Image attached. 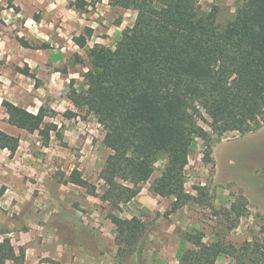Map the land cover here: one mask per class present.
<instances>
[{
  "label": "rangeland",
  "instance_id": "374dc122",
  "mask_svg": "<svg viewBox=\"0 0 264 264\" xmlns=\"http://www.w3.org/2000/svg\"><path fill=\"white\" fill-rule=\"evenodd\" d=\"M71 1L0 0V129L20 137L16 153L0 148V241L10 236L17 252H25L19 262L8 264H179L181 248L190 246L183 243L186 231H203L207 242L226 239L237 245L258 234L264 225V126L246 134L226 133L212 146V160L204 141L197 140L185 168V187L198 195L196 187L204 186L208 199L202 203L190 201L171 211L174 197L150 190L165 167L164 158L130 202L118 209L101 199L105 184L99 174L111 150L98 116L78 109L69 98L71 87L87 86L83 74L96 69L73 37L92 27L88 46L114 49L123 30L134 24L136 11L109 0H84L81 10ZM242 2L201 0L200 12L216 7L217 22L225 28ZM26 68L32 76L23 72ZM4 99L48 111L46 121L57 128L47 145L39 132L8 122ZM74 168L97 185L98 195L65 182ZM238 197L245 200L248 214L223 216ZM110 212L137 215L147 223L142 253H119ZM215 264L235 260L223 254Z\"/></svg>",
  "mask_w": 264,
  "mask_h": 264
},
{
  "label": "trees",
  "instance_id": "16d2710c",
  "mask_svg": "<svg viewBox=\"0 0 264 264\" xmlns=\"http://www.w3.org/2000/svg\"><path fill=\"white\" fill-rule=\"evenodd\" d=\"M200 1L109 0L112 6L136 11L134 24L123 30L115 48L89 47L92 27L73 37L96 69L83 74L87 86L71 87L69 98L78 109L95 113L106 131L104 144L111 152L99 174L105 184L100 197L118 209L140 194L162 158L165 167L150 190L174 197L171 211L190 201L204 202V186L196 187L198 195L185 187V168L197 140L204 141L212 160V146L226 133L246 134L264 126V0H243L225 28L217 22V8L202 14ZM86 4L70 2L81 10ZM20 41L30 46L24 38ZM23 72L32 76L28 68ZM2 105L10 124L39 132L49 143L57 125L46 121L49 113L43 106L35 112L8 99ZM19 145V136L0 129L1 149L12 155ZM65 182L99 194L78 168ZM245 204L238 197L223 216L247 215ZM109 218L116 226L119 253H142L147 223L115 212ZM182 239L190 246L181 248L179 264H215L223 254L235 264H264V225L240 245L226 239L207 242L201 230L186 231ZM24 256L10 236L0 241V264Z\"/></svg>",
  "mask_w": 264,
  "mask_h": 264
}]
</instances>
